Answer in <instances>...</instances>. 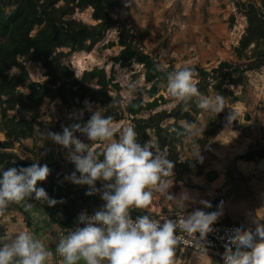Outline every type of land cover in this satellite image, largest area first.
I'll return each instance as SVG.
<instances>
[{"label": "rangeland", "instance_id": "1", "mask_svg": "<svg viewBox=\"0 0 264 264\" xmlns=\"http://www.w3.org/2000/svg\"><path fill=\"white\" fill-rule=\"evenodd\" d=\"M111 14L119 23L124 22L132 29L135 41L144 52L168 66L199 65L211 69L221 60L236 61L235 48L247 25L246 17L236 10L233 0H120ZM232 15H235V21L230 25ZM70 17L88 24L96 23L92 18L91 7L76 10ZM118 26L119 24L112 26L104 39L91 51H76L62 62L74 70L76 76H80L85 69L104 67L108 75L114 76L120 85L123 107L138 96L144 99V109L138 115L144 119L161 109H172L178 101L168 94L167 83L160 84L156 95H163L164 99L157 104L152 103L153 98H148L146 94L151 83L144 77L145 66L135 59L127 67L114 61V56L119 55L122 49L118 44ZM34 32L35 30L32 33ZM110 41L115 44L106 47ZM19 60L23 58L20 57ZM24 63L28 77L18 89L26 95L30 92L29 85L32 82H41L46 76L41 63ZM7 72L9 76L20 75L16 66L10 67ZM246 74L244 86L230 85V89L240 94L242 99L232 102L228 97L223 98L225 107L218 114L202 111L198 114V122L191 124L196 130L195 136H187L182 144L177 145L181 160L191 158L194 149L196 153L200 152L202 159L191 158L197 160V163L190 171L173 169V176L169 177L172 186L168 191L175 196L187 192L192 199L186 201L185 208L180 210L154 192L150 205L146 210L139 209L141 212L151 210L155 214L172 211L187 215L195 209L205 212L219 210L221 215L218 216V221L240 222L253 227L257 223L264 225V157H256L254 160L237 157L256 148H264V65L249 70ZM194 79L197 81V78ZM111 94L114 95L115 92ZM204 95L214 97L218 94L210 89ZM85 101L89 102L90 107L85 105ZM98 110L102 112L99 103L88 98L77 105L67 106L61 104L60 98L45 97L40 104L38 120H45V132H62L66 126L77 123L83 126L93 112ZM233 111L236 118L229 123L227 116ZM13 113L14 111H9V114ZM247 113L250 115L249 119L246 118ZM172 121V118H167L163 120V124ZM111 122L114 126H133L132 117L127 112L123 119ZM208 128L217 130L207 135ZM119 130L118 127L114 138L118 139ZM2 133L0 131V140H4ZM73 135L97 152L102 151L103 142L90 141L79 131H74ZM152 138L155 140L154 136ZM200 140L205 143L202 144ZM48 143L50 147L45 148L43 141L34 143L29 138L23 141V145L15 143L11 150L23 158L38 160L42 157L48 160L46 153L50 149L48 162L59 173L56 179L60 183L69 181L65 179L70 174L67 169L68 148L50 139ZM210 172L217 173V176L211 178ZM98 182L101 185L104 183L101 180ZM96 186L100 187L97 183ZM202 199L209 201L211 207L199 203ZM217 199L219 201L215 206ZM37 223L40 226L38 232L35 231ZM21 230L32 233L51 253L45 264H63L62 257L55 251L56 243L62 236L61 227L43 214H38L33 225L28 227L19 210L5 209L0 217V243L9 242ZM79 264H83V261Z\"/></svg>", "mask_w": 264, "mask_h": 264}, {"label": "trees", "instance_id": "2", "mask_svg": "<svg viewBox=\"0 0 264 264\" xmlns=\"http://www.w3.org/2000/svg\"><path fill=\"white\" fill-rule=\"evenodd\" d=\"M236 10L246 17L247 25L242 33L239 44L235 48L237 60H221L217 66L206 69L202 66H190L195 69L198 92L206 94L213 89L223 98L236 102L242 99L230 85L244 86L246 72L264 65V0H233ZM120 0H0V131L4 140H0V166L9 167L29 166L32 163L46 164L49 174L43 181H37V186L43 187L50 198L58 202L49 206L26 197L19 203H9L6 209H17L24 215L28 227L36 221L38 214L48 217L66 233L72 231L76 223V209L86 206L90 210H98L104 203L99 192L86 195L87 185L75 184L56 179L59 174L53 164L48 161L51 150L48 149L45 158L38 160L23 158L11 150L15 143L23 145V141L31 138L34 143L43 141L49 148L45 138V120L39 119L40 104L45 97L60 98L61 104L72 106L88 98L98 102L101 114L110 116L111 121L126 117V112L132 117L133 128L137 133V142L143 145L152 136L160 149L165 150L167 158L174 161L173 169L190 171L197 160L187 158L181 160L177 145L184 142L187 135L182 128L185 121L189 124L198 122V114L202 112L196 106V97L187 105L177 103L172 109H161L147 119L138 116L144 109L145 101L141 96L130 100L122 106L120 85L114 76L108 75L104 67L95 66L85 69L76 76L62 60L76 51H91L102 41L106 32L115 24L118 26V44L122 46L114 61L122 67L129 66L135 59L145 66L144 77L151 85L146 94L153 98L152 103L164 99L157 95L161 83H167L165 72L157 71L155 65L161 63L156 57L144 52L135 41V34L124 22L112 16ZM10 8L8 11L7 8ZM92 8V18L95 24H88L71 18L76 10ZM235 15L230 18L233 25ZM35 30L34 33H32ZM108 42L106 47L114 45ZM67 48V50H64ZM22 57L23 60H19ZM24 61L41 63L45 69L46 78L41 82H32L30 92L24 95L18 86L28 77ZM16 66L20 75L9 76L7 70ZM169 66L168 71L174 69ZM95 82V85L92 83ZM111 92H115L114 95ZM9 111H14L9 114ZM172 118L173 121L163 124V120ZM220 125V124H218ZM217 128H208L206 134H213ZM204 144V140H200ZM239 159L254 160L264 157V148H256L237 156ZM23 158V159H22ZM48 162V163H47ZM67 169L75 171L74 164L69 160ZM79 175V173H77ZM98 186L101 183L96 181ZM217 205L218 199L215 200ZM139 209H131L130 215L145 214ZM3 213H0V217ZM62 214V216H60ZM230 222V221H227ZM35 231L40 230L37 223Z\"/></svg>", "mask_w": 264, "mask_h": 264}, {"label": "clouds", "instance_id": "3", "mask_svg": "<svg viewBox=\"0 0 264 264\" xmlns=\"http://www.w3.org/2000/svg\"><path fill=\"white\" fill-rule=\"evenodd\" d=\"M155 68L166 73L167 92L179 103L186 106L196 97L197 108L215 114L225 107L222 96L209 97L198 92L194 68L177 64L168 71L169 66L162 63H157ZM85 105L90 107L88 101ZM235 118L233 111L227 121L231 123ZM118 127L117 139L114 136ZM182 128L188 137L195 136L196 130L191 124L185 123ZM74 131L86 135L90 141L103 142L102 151L90 148L73 135ZM44 135L69 149L67 159L74 164L75 171L65 179L87 185L86 195L99 192L104 201L91 215L79 213L76 222L83 226L74 227L59 238L55 251L62 257L63 264H79L80 261L83 264H174L176 246L183 243L180 232L194 237V244L203 245L206 250L204 238L221 215L219 210L195 209L176 220L165 216L153 218L147 213L135 218L130 215L133 208L146 210L154 192L180 210L192 199L187 192L175 196L168 191L172 186L169 177L173 176L174 161L167 158L166 151L160 149L153 138L141 145L133 126H114L111 117L102 115L99 110L93 112L83 126L77 123L63 127L62 132L49 131ZM191 158L202 159L195 149ZM48 174L46 164L32 163L7 169L0 166V213L9 203H19L26 197L49 206L56 204L55 198H50L43 187L37 186V181L45 180ZM98 180L104 181L99 188ZM199 203L211 207L207 200ZM50 255L41 241L25 230L17 232L9 242L0 243V264H45ZM222 264H264V225L257 223L252 230L237 224L229 230Z\"/></svg>", "mask_w": 264, "mask_h": 264}, {"label": "built area", "instance_id": "4", "mask_svg": "<svg viewBox=\"0 0 264 264\" xmlns=\"http://www.w3.org/2000/svg\"><path fill=\"white\" fill-rule=\"evenodd\" d=\"M85 212L88 215L93 214L94 211L90 210L86 206H80L76 210V217L79 213ZM153 218H159L165 216L168 219L176 220L179 216H183L186 214L166 211V212H159L156 214H149ZM135 218V216H132ZM237 224H241L243 228H248L254 230L256 226H248L246 224L240 222H225V221H218L216 220L212 225V231L206 234L204 238V245L206 250H204L203 245L197 247L194 244V237H188L185 233L180 232L179 235L183 238V243H180L176 246L175 250H179L181 253L189 254L190 256H196L199 258H208L209 264H222V254L224 252V245L227 241L228 231L235 227ZM83 226L82 224L77 225L75 223V227ZM66 229H61L60 235L65 233ZM197 235H199L197 233ZM228 247H232V243H228Z\"/></svg>", "mask_w": 264, "mask_h": 264}, {"label": "crops", "instance_id": "5", "mask_svg": "<svg viewBox=\"0 0 264 264\" xmlns=\"http://www.w3.org/2000/svg\"><path fill=\"white\" fill-rule=\"evenodd\" d=\"M68 151H69V149H68ZM100 159H101V157H100ZM146 213L154 214V211L148 210ZM60 216H62V214H60ZM64 234H66V232ZM173 262H175L176 264H209V259L208 258H199L196 256H190L189 254L181 253L179 250H175V253L173 256Z\"/></svg>", "mask_w": 264, "mask_h": 264}, {"label": "water", "instance_id": "6", "mask_svg": "<svg viewBox=\"0 0 264 264\" xmlns=\"http://www.w3.org/2000/svg\"><path fill=\"white\" fill-rule=\"evenodd\" d=\"M249 117H250V115L247 113V114H246V118L249 119ZM246 131H247V129H246ZM209 176H210L211 178H214V177L217 176V173H215V172H210V173H209Z\"/></svg>", "mask_w": 264, "mask_h": 264}]
</instances>
